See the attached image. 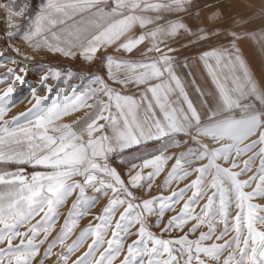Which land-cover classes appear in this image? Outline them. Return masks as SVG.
Instances as JSON below:
<instances>
[{"label":"snow or ice","instance_id":"1","mask_svg":"<svg viewBox=\"0 0 264 264\" xmlns=\"http://www.w3.org/2000/svg\"><path fill=\"white\" fill-rule=\"evenodd\" d=\"M28 9L17 0H0L6 20L0 67L16 66L0 73V264H45L49 258L53 264H115L117 259L120 264H264V148L243 161L240 153L255 145L237 149L227 167L219 161L226 164L231 149L167 151L182 131L181 116L199 120L187 82L175 71L172 53L177 49L162 50L152 33L153 45L133 58L146 37L121 41L124 22L104 27L102 19L115 9L105 12L98 0H47L22 26L17 21ZM177 27L183 25H173ZM230 35L232 48L239 52L235 41L240 37ZM208 38L202 33L182 47ZM17 42L64 56L79 52L86 60L99 59L107 79L40 65L45 74L33 86L24 64L33 57ZM113 46L121 55L105 52L97 57L102 48ZM209 49L200 51L199 60L223 95L228 77L222 80L221 75L232 61L223 62L227 49ZM236 60L251 83L244 61L240 56ZM184 67L204 97L188 58ZM133 86L139 91L129 94ZM41 91L46 94L41 96ZM29 96V106L12 114ZM153 142L159 147L150 148ZM169 160L174 163L156 185ZM201 160L206 163L192 167ZM117 163L126 166V173ZM24 165L42 170L29 175ZM192 176L183 187L164 194ZM154 186L160 194L139 195ZM70 198L60 231L49 240ZM101 199V213L68 243L79 220ZM257 199L262 202H254ZM169 212L175 214L165 219Z\"/></svg>","mask_w":264,"mask_h":264},{"label":"crops","instance_id":"2","mask_svg":"<svg viewBox=\"0 0 264 264\" xmlns=\"http://www.w3.org/2000/svg\"><path fill=\"white\" fill-rule=\"evenodd\" d=\"M36 1H40V5L47 2ZM98 7L107 13H112L115 9L114 14L102 19L104 27L124 22L126 30L121 41L141 34L146 37L133 58L139 59L145 49L153 45L152 33H156V40L162 50L166 51L168 47L177 49V52L172 53L176 57L175 71L187 82L186 87L199 114V120H184L181 116L179 123L182 131L176 134V138L179 134H197L215 140L222 134L219 126L231 118L232 114L264 111V0H98ZM173 25L183 27L173 29ZM202 33L209 34V38L197 41L189 47H182L196 40ZM230 33L240 37L235 41L239 52L232 48L233 37ZM209 48L227 49L223 62L227 64L229 59L232 61L228 68L223 69L221 75L222 80L225 76L228 77L223 95L212 84L199 60L200 51L210 50ZM105 52L121 55L113 46L102 48L97 57ZM123 55L128 57L131 54ZM150 55L155 56L158 53L152 52ZM237 56L244 61L252 78L251 83L245 78L236 60ZM186 58L197 84L205 92L204 97L199 96L191 84L193 77L188 75L189 69L184 67ZM91 62L100 60L93 59ZM100 64L103 70L96 73L107 79L106 67L101 62ZM108 83L119 87L111 80ZM127 91L132 94L138 93L139 89L133 86ZM65 122H70L69 118ZM149 147L155 148L159 145L153 142ZM75 230L78 231L79 228Z\"/></svg>","mask_w":264,"mask_h":264},{"label":"rangeland","instance_id":"3","mask_svg":"<svg viewBox=\"0 0 264 264\" xmlns=\"http://www.w3.org/2000/svg\"><path fill=\"white\" fill-rule=\"evenodd\" d=\"M19 2H20V6H23L24 4L29 5L28 15L31 17H34L35 13L39 11L41 7V5L39 4L40 1L38 3L36 0H30L28 1V3H25V0H19ZM17 22L21 23L20 20H18ZM21 24L22 26L24 25V23ZM17 44L20 43L17 42ZM23 46L29 52L26 55L31 56L30 52H32L33 54L38 53L39 55L42 56V58L40 59L33 58L34 60L30 59L29 61L28 60L24 61V64H26L29 68V71L27 72V79L32 82L33 86H37L40 77L45 74L40 67V65L43 64L50 65L53 68L65 70V71L71 69L74 72L96 73L97 71L101 72L100 70H103V67L100 64V62L92 63L91 61L86 60L84 56L80 55L79 52H77L76 56L72 57V56H64L60 53L49 52L47 51V49H31L28 48L26 45ZM33 57L35 56L33 55ZM7 67H16V66L9 63ZM7 67H0V73L5 72L7 70ZM49 83L54 84L55 81L50 80ZM4 87H6V85H4ZM17 87L20 86L17 85ZM22 91L27 92V89L26 88L22 89ZM39 94L43 96L46 94V92L41 91ZM30 99L31 97L29 96L27 99L23 101V103H20L18 106L14 107L11 110V113L16 114L19 113L20 111L25 110L26 107L29 106L28 101ZM66 119L68 118H65V120ZM219 130L222 134L215 140L213 138L200 136L197 134H193V135L179 134L177 138L175 137L177 143L173 144L170 148H168L167 151L170 154H178L182 151H185L189 147H197L211 153L219 150L231 149V155L229 161L226 164L224 163L223 160L219 161L221 164L227 167L230 166L232 160L236 159L237 149L243 150L248 148L249 145H255V147H253L251 150L240 153L239 159L243 161L244 159H247L249 156H252L254 153L258 152L261 148H264V143H260L262 137H264V111L240 112V113L232 114L231 118H228L219 126ZM173 163L174 160H169L167 162L164 173H161V175L156 178V182H155L156 185L162 184L166 172L170 170ZM203 163H206V161L203 160L198 161L196 164H193L192 167H196L199 164H203ZM115 166H117L118 169H122L126 173L127 170L126 166H122L118 163ZM25 170L27 174L29 175L31 174L27 169ZM249 175H251V173H249ZM194 178L195 176H192L184 181L179 182V184L176 183L172 184L170 188L164 190V194L170 195L173 189H177L178 187H183L184 184L189 183L190 180ZM243 178L246 179L247 177H243ZM248 190L250 191L251 189ZM158 194H160V189L156 186H154L153 190L149 193H145V192L139 193V195L146 197L151 195H158ZM101 202L103 203L101 204ZM254 202L260 203L262 201L257 199ZM71 203H72V199L70 198L66 206L60 209L63 215L61 216L59 222L55 226V229L52 231L51 235L49 236V240L54 238L59 233L60 228L63 224L64 217L67 215ZM104 205H105V201L101 199L100 202L91 209L89 215H86L84 218L79 220L78 225L76 227L79 228V230L78 231L75 230L74 232V234L76 233L75 236L70 241L68 240L67 241L68 243H71V241L76 238V235H78L79 232L84 227H86L90 221L93 220V217L101 213ZM173 214L175 213L172 212L167 213L165 219H167L168 216ZM156 231H158V229H156ZM42 251L43 250H41V252ZM55 251H59V248L55 249ZM83 251H86V247L82 248L80 252H78L76 255L82 254ZM73 259H75V257H73ZM37 260H39V256L37 257ZM45 264H53L52 258H49L47 261H45ZM115 264H120V260L117 259Z\"/></svg>","mask_w":264,"mask_h":264},{"label":"built area","instance_id":"4","mask_svg":"<svg viewBox=\"0 0 264 264\" xmlns=\"http://www.w3.org/2000/svg\"><path fill=\"white\" fill-rule=\"evenodd\" d=\"M28 1L30 0H25V3H28ZM19 2V0H17V3ZM30 16L26 15L25 17H23L22 19H19L21 23H24L25 21L28 20ZM5 28H6V20H5V13L3 11H0V36L3 35V33L5 32ZM3 46V43L0 42V47Z\"/></svg>","mask_w":264,"mask_h":264},{"label":"bare ground","instance_id":"5","mask_svg":"<svg viewBox=\"0 0 264 264\" xmlns=\"http://www.w3.org/2000/svg\"><path fill=\"white\" fill-rule=\"evenodd\" d=\"M17 46L22 47V49H23V51L25 52V54L29 53V52L24 48V46H23L22 44H17ZM30 54H31V57H33V55L35 56V57H33V58H36V59H40V58H42V56L39 55L38 53L33 54L32 52H30ZM33 60H34V59H33ZM28 61H29V60H28Z\"/></svg>","mask_w":264,"mask_h":264},{"label":"trees","instance_id":"6","mask_svg":"<svg viewBox=\"0 0 264 264\" xmlns=\"http://www.w3.org/2000/svg\"><path fill=\"white\" fill-rule=\"evenodd\" d=\"M18 5H20V2H18ZM15 165L11 166V170H15ZM23 167H25V169H27L30 173L33 171V170H38L39 168L37 169H34L31 165H24Z\"/></svg>","mask_w":264,"mask_h":264}]
</instances>
